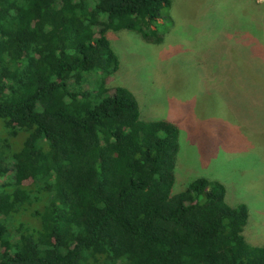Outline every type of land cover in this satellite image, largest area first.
I'll use <instances>...</instances> for the list:
<instances>
[{
	"label": "trees",
	"instance_id": "obj_1",
	"mask_svg": "<svg viewBox=\"0 0 264 264\" xmlns=\"http://www.w3.org/2000/svg\"><path fill=\"white\" fill-rule=\"evenodd\" d=\"M171 7L0 0V264H264L248 206L207 178L174 193L179 128L109 86V34L162 45Z\"/></svg>",
	"mask_w": 264,
	"mask_h": 264
},
{
	"label": "rangeland",
	"instance_id": "obj_2",
	"mask_svg": "<svg viewBox=\"0 0 264 264\" xmlns=\"http://www.w3.org/2000/svg\"><path fill=\"white\" fill-rule=\"evenodd\" d=\"M162 45L138 33L109 38L145 121L180 130L174 193L217 180L250 211L244 234L264 245V0H172ZM115 33V34H114Z\"/></svg>",
	"mask_w": 264,
	"mask_h": 264
}]
</instances>
